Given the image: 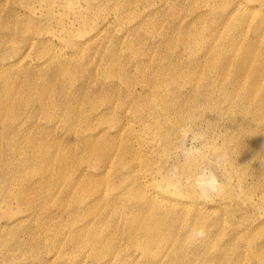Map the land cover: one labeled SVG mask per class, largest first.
Masks as SVG:
<instances>
[{
	"label": "rangeland",
	"instance_id": "374dc122",
	"mask_svg": "<svg viewBox=\"0 0 264 264\" xmlns=\"http://www.w3.org/2000/svg\"><path fill=\"white\" fill-rule=\"evenodd\" d=\"M240 2L246 10L229 16ZM262 14L264 0H0V264H98L92 233L122 251L115 264L146 263L123 220L148 214L132 194L172 206L163 242L190 248L204 228L217 246L263 242L264 156L246 151L228 113L206 97L225 107L222 92L198 91L218 88L214 80L186 75L185 91L169 82L171 64L184 71L196 56L182 35L222 38L224 52L226 39L245 32L261 50ZM89 139L115 145L109 170L95 168ZM131 164L139 170L128 177ZM178 199L202 203L203 214ZM186 253L194 264L216 262Z\"/></svg>",
	"mask_w": 264,
	"mask_h": 264
},
{
	"label": "bare ground",
	"instance_id": "6f19581e",
	"mask_svg": "<svg viewBox=\"0 0 264 264\" xmlns=\"http://www.w3.org/2000/svg\"><path fill=\"white\" fill-rule=\"evenodd\" d=\"M233 9L234 11L229 12V16L231 17L236 16L235 13L237 12H244L246 10L245 5L243 6L241 2L235 3ZM247 15H244L242 19L251 16ZM228 28L234 30L235 26L229 25ZM195 30L196 29H194L192 37H190L192 33H189L187 35H182L180 40L184 43L190 42L189 46L192 50L191 52L196 56L189 61L191 63L189 65L191 66L184 71L177 69L175 62L171 64L170 69L173 72L170 74L169 82L179 88V90L185 91L187 89L182 90V87L185 86L187 83H185V81H188L190 77L193 78L195 82H199L203 77L209 79L210 82L214 80L213 82H216L218 88L212 87L211 84H206L201 90L198 89V91L208 95L213 94L214 91H220L225 95L222 96L226 102L225 107L221 106L218 97L216 99L213 96L206 97L214 100L215 103L213 106L215 109L228 113L230 125L243 134L238 142L243 144L246 151L255 152L254 155L252 152L249 153L258 161L260 158L259 155L264 156V49H257L255 47L256 41L250 39L244 32L240 42L235 38L226 39L224 41L225 51L219 52V44L222 43V38H206L200 35L199 30ZM256 30L259 31V34L264 33V14L259 17ZM258 39H260V37H258ZM197 51H199V53ZM186 75L190 77L185 80L187 77ZM201 75H203V77ZM230 83H232V89H228V84ZM195 86L196 90L198 86ZM239 93L242 95H239ZM0 112L2 117L7 115V106L5 104L0 106ZM125 117H127V115H125ZM91 140L92 139L87 140L89 155L98 159L99 163L95 168L98 172L109 170V168L114 165L113 151L115 145H106V142H103L99 143L98 146V143ZM123 162L124 160L118 162L116 165L117 171L121 170L119 166L123 164ZM57 166L60 172L64 171V162L62 160L57 163ZM138 170L139 168H137L136 165L131 164L128 166L127 171L123 173L130 177V175L133 176L137 174ZM103 176L100 177L101 180L106 179V176ZM121 178L126 179L124 177ZM135 179L138 180L140 186L149 184L145 175H141L140 178ZM87 190L88 188H82L84 193ZM169 193L170 198H175L174 196L177 197L178 195L180 196L179 192L176 191ZM155 198H157V196L153 197L150 195L148 197L145 195L135 197L132 194L131 199L140 201V207L143 210L147 209L148 214H143L139 217L127 213L123 215V220L128 226L129 237H131L136 248H138L144 256L148 257L144 264H194L192 260L194 257H185L182 255L183 253L187 255L186 252L198 255V257L202 259H210L212 256H215V264H245L242 259L247 258V253H250L258 255L259 259H261L259 264H264V241L257 245L254 242L248 241L251 246L248 250H243L238 246L234 247L228 243L217 246L209 243V239H203V237H207L205 228L197 232V234L202 232L205 236L199 239V242L198 240L194 241L196 243L190 248H184L183 244L180 245L176 241L168 240L163 242V240L172 237V234L164 235V228H169L170 224L173 222V218L168 214L172 206H168L167 202H162V200H156ZM124 199V194H122L117 200L112 201L115 210L119 209ZM177 203H183L182 205L187 206L186 208L189 210L200 211L196 213L203 214L202 209L204 205L200 202H189L185 199H178ZM153 208L155 210H158V208L162 209V212L165 214L158 215L155 211H152ZM195 217L194 221L197 219L196 215ZM138 233H141L144 237L141 243L136 242V235ZM86 242L91 245L94 257L96 261L99 262L98 264H115L117 260L121 259L122 251H113L116 245L114 246L112 242L104 243L103 238L101 239L99 237V233L90 234ZM105 246L109 249L105 248ZM160 246L163 247L161 250H159ZM110 249L112 250L109 251ZM233 260L235 262H233Z\"/></svg>",
	"mask_w": 264,
	"mask_h": 264
},
{
	"label": "clouds",
	"instance_id": "9594fccd",
	"mask_svg": "<svg viewBox=\"0 0 264 264\" xmlns=\"http://www.w3.org/2000/svg\"><path fill=\"white\" fill-rule=\"evenodd\" d=\"M198 235H203V233L201 232V233H198Z\"/></svg>",
	"mask_w": 264,
	"mask_h": 264
}]
</instances>
